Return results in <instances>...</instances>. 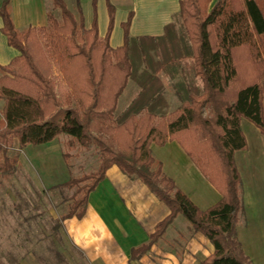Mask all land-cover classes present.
<instances>
[{
	"label": "trees",
	"instance_id": "16d2710c",
	"mask_svg": "<svg viewBox=\"0 0 264 264\" xmlns=\"http://www.w3.org/2000/svg\"><path fill=\"white\" fill-rule=\"evenodd\" d=\"M8 2L0 4L1 31L18 55L0 66V150L14 139L19 147L38 146L60 134L67 136L68 147L93 143L99 150L96 170L52 187L74 189L60 221L81 218L89 192L116 165L169 209L131 257L147 252L179 214L191 233H202L213 246L200 264H251L236 238L242 203L234 152L247 147L241 118L264 138V0H216L211 6L210 0H179V11L162 35L131 36L128 17L122 25L123 43L115 48L108 44L113 16L109 0V25L102 39L95 14L87 29L63 0H51L59 19L47 10L45 25L17 30ZM49 58L70 88L63 98L48 72ZM159 74L173 81L181 102L172 116ZM196 80L201 87H195ZM128 81L138 91L116 113ZM205 107L212 113H203ZM168 140L178 142L216 188V203L199 209L164 175L150 144ZM15 163V157L0 160V175L12 174Z\"/></svg>",
	"mask_w": 264,
	"mask_h": 264
},
{
	"label": "crops",
	"instance_id": "0c3cea01",
	"mask_svg": "<svg viewBox=\"0 0 264 264\" xmlns=\"http://www.w3.org/2000/svg\"><path fill=\"white\" fill-rule=\"evenodd\" d=\"M63 1L68 10L77 20L81 19L87 29L90 28L95 14L98 36L100 39L104 38L109 25L107 0ZM215 1L210 0L209 6ZM1 2L2 0L0 4ZM109 2L113 7L112 24L108 35V44L111 48L123 43L122 25L128 17H130L128 32L131 36H160L164 32V27L172 22L174 15L179 11V0H109ZM49 3L50 0H9L8 9L14 27L21 30L27 26L44 25ZM1 27L0 17V66H4L18 55V51L7 43ZM2 106L3 101L0 100V111ZM244 126L252 127L246 119L241 118L240 129L247 147L234 152V162L241 178V202L249 206L250 203L256 202L257 198V203L263 205L264 209V175L261 171L257 174L258 166H254L257 164L252 165L245 160L249 145ZM150 151L153 158L160 163L164 175L172 179L176 187L199 209L204 210L219 200V192L201 174L192 158L178 142L168 140L163 145L151 143ZM246 169L249 170L246 171L248 179L242 175ZM245 209L246 220L242 225L247 229V234L252 236V227L256 226L255 217L248 208ZM168 213L166 204L144 183L124 174L116 165H111L105 171L104 177L89 192L83 216L79 219L75 216L65 218L62 227L72 246L81 253L88 264H200L212 253L213 246L202 233H191L186 220L179 214L156 242L150 245L147 252L136 258L131 257L132 249L147 243L156 224ZM260 215L257 216L258 219H261ZM238 223L239 217L236 223L237 238ZM255 235L259 236L257 232ZM238 240L251 264H264V247L259 241L255 244L252 240H244L245 242L239 238ZM247 242L255 244L257 252L255 257L248 251L249 248H245V245L248 246Z\"/></svg>",
	"mask_w": 264,
	"mask_h": 264
},
{
	"label": "rangeland",
	"instance_id": "374dc122",
	"mask_svg": "<svg viewBox=\"0 0 264 264\" xmlns=\"http://www.w3.org/2000/svg\"><path fill=\"white\" fill-rule=\"evenodd\" d=\"M47 10L52 11L57 19L60 18L58 10L52 8L51 0ZM47 69L54 81L56 93L61 98L70 94V88L65 84L57 62L49 58ZM172 82L164 74H159L162 92L170 106V116L181 106L171 86ZM195 87H201L200 80L195 81ZM137 91L138 85L128 81L118 99L116 113L124 109ZM263 97L264 92L262 104ZM177 104L180 106L177 107ZM203 113L210 114L212 111L205 107ZM246 122L252 127H243L249 145L245 160L252 165L257 164L254 165L258 166L257 174L261 171L264 175V138L252 123ZM67 139V136L60 134L47 145L25 147H19L14 139L5 151L0 150V160L5 157L16 158L13 173L0 175V264H88L66 237L60 221L74 189L52 187L71 177L96 170L99 150L93 143L88 147L79 144L68 147ZM64 153L67 154L65 159ZM247 169L245 173L242 172L245 179H248ZM257 202L256 198V202L249 206L242 204V210L238 214V238L242 242L252 240L255 244L259 241L264 247V209ZM245 208L255 217L256 226L252 227V236L247 234V229L242 225L246 220ZM258 215L261 219H258ZM256 232L259 236L255 235ZM247 243L245 248H249L248 251L255 257V244Z\"/></svg>",
	"mask_w": 264,
	"mask_h": 264
}]
</instances>
